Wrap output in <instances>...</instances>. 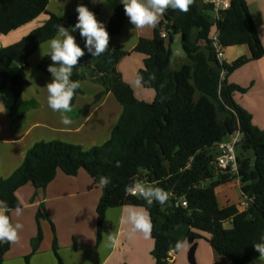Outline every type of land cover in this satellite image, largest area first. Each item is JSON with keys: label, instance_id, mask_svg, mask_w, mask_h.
I'll return each mask as SVG.
<instances>
[{"label": "trees", "instance_id": "trees-1", "mask_svg": "<svg viewBox=\"0 0 264 264\" xmlns=\"http://www.w3.org/2000/svg\"><path fill=\"white\" fill-rule=\"evenodd\" d=\"M49 2L0 0V33L9 34L47 13ZM212 13V6L203 0H194L187 13L169 9L155 27L153 38L139 40L133 52L143 55L145 60L137 78L142 77L140 84L155 92L154 104L138 101L134 91L122 81L118 65L130 53L108 48L87 73L85 58L93 56L86 50L71 79L81 81L88 76L104 87L98 100L111 92L120 103L123 112L111 138L89 150L61 141L36 144L26 154L22 166L9 178L0 180V202L12 211L18 206L22 208L17 197L20 188L31 184L36 190H45L59 171L75 177L84 170L92 179V187L99 185L100 176L111 180L103 187L97 207L99 240L107 211L133 205L150 214L155 264H170V253L179 252L176 243L185 240L191 245L189 255L193 260L196 243L204 238L232 264L258 259L253 244L261 242L264 236V130L254 126L252 116L235 101V93L244 94L247 89L229 83L228 78L244 65L262 59L264 46L246 0H232L231 8L221 13L220 20H214ZM77 15L63 20L50 14L42 27L18 43L0 49V90L10 87L13 93L10 117L14 123L21 119L23 91L28 84L24 68L38 48L56 36V26L68 28L77 23ZM127 18L123 5L118 6L105 23L110 38L122 32ZM216 30L225 50L248 46L252 56L220 64L211 42ZM163 31L167 33L165 39L161 37ZM176 37L181 39L189 61L179 70L172 69L171 45ZM14 63L21 66L18 73L13 71ZM50 64V57L46 56L38 69L51 75L47 70ZM79 93L77 89L75 97ZM237 130L242 133L238 146L242 151L253 152V156L239 153V172L234 176L218 166L216 170L217 144ZM134 178L164 189L169 194L168 201L149 205L141 198L126 195L125 186ZM234 180H240L242 196L249 201L247 209L241 210V204L222 207L219 203L217 188ZM183 198L188 203L186 208L178 205ZM37 219H49L45 208L39 209ZM160 222L162 228L158 231ZM228 222H232L231 228L226 227ZM180 224L189 227L186 238L169 236L168 232ZM42 241L40 228L31 242L33 251L27 261ZM11 246L0 243V264H4Z\"/></svg>", "mask_w": 264, "mask_h": 264}, {"label": "crops", "instance_id": "crops-1", "mask_svg": "<svg viewBox=\"0 0 264 264\" xmlns=\"http://www.w3.org/2000/svg\"><path fill=\"white\" fill-rule=\"evenodd\" d=\"M89 1L91 0H50L47 13L9 34L0 33V49L18 43L32 31L42 27L50 14L66 20L78 14V5H85ZM246 2L264 46V0ZM120 5H123L120 0H99L93 13L97 20L105 25ZM162 20L163 16L160 22ZM154 29L155 27L134 29V25L127 18L122 32L111 37L109 42V48L130 53L119 63L118 72L123 83L134 91L137 100L148 104H154L156 94L149 93L148 89L137 83V74L144 68L145 57L134 53L133 50L140 39H152ZM72 35L76 38V35H80L79 30L73 31ZM76 42L84 52L87 50L85 39L81 36ZM48 51L46 42L38 48L24 68L28 84L23 91L24 104L20 111L21 119L17 123L10 117L14 100L10 87L0 90V180L9 178L18 170L28 151L40 142L61 141L80 146L84 150L103 145L111 138L112 131L122 115L123 108L111 92L97 100L96 97L104 91V87L80 83V93L73 99V111L69 114L72 123L62 124L61 114L53 112L47 103L46 85L51 82L52 77L38 69ZM251 56L248 46H237L227 49L225 61L231 64L241 57ZM97 62V57L85 58L87 65L94 66ZM182 62L181 67L187 63L184 60ZM12 68L15 73L21 70V66L15 63ZM228 81L247 89L244 94L235 93V101L252 116L253 125L264 130V57L237 69L229 76ZM235 189L239 191L238 199L231 197ZM216 193L222 207L241 204V210H244L243 205L249 203L242 196L240 180L221 185ZM102 196L103 188L99 185L92 187V179L84 170H80L75 177L59 171L55 180L45 190H36L31 184L20 188L17 197L22 205V213L17 216L13 210L10 215L13 224L20 223L23 228L19 231V241L12 244L6 254L4 264H60V260L62 264H155L152 256L154 241L151 235L144 238L138 233L132 239L128 238L127 226L120 223L124 207L107 211L101 239H98L97 207ZM41 207L46 209L49 219L38 222L37 214ZM160 224L162 228V223ZM158 225L157 230L161 231ZM181 225L185 224L178 225L168 232V235L185 239L189 227L186 225L179 228ZM227 225L231 228L232 222ZM40 228L43 241L37 252L27 261L26 258L33 251L31 242ZM109 235L117 238L115 245L109 244ZM54 242L57 246L56 252ZM185 242L183 250L170 253V264H232L218 255L205 238L197 241L191 260V245L188 240ZM247 264L261 262L256 259Z\"/></svg>", "mask_w": 264, "mask_h": 264}, {"label": "clouds", "instance_id": "clouds-1", "mask_svg": "<svg viewBox=\"0 0 264 264\" xmlns=\"http://www.w3.org/2000/svg\"><path fill=\"white\" fill-rule=\"evenodd\" d=\"M123 4L125 15L129 22L134 25V29L143 30L145 28L156 27L161 17L169 10H178L187 13L194 0H120ZM77 23L71 31L79 30L81 38L85 39V47L93 57L103 55L109 48L110 35L105 25L98 21L95 14L85 5L80 4L76 8ZM57 34L48 41L51 64L47 70L51 74V82L47 83V103L53 112L61 114V123L70 125L72 123L70 113L73 111L72 101L76 90L81 87L80 81H73V69L79 64L80 59L85 55L76 42V38L69 29L63 25L56 26ZM142 81V77L137 78V83ZM119 167V162H117ZM111 183L109 177L100 176L99 186L107 187ZM125 194L135 196L145 200L149 205L153 202L161 205L169 199V194L162 188L148 183L139 178H134L133 182L125 186ZM7 204L0 202V243L14 244L19 241V231L23 225L13 224ZM22 208L17 207L15 214L21 215ZM120 223L127 226V236L132 239L136 234H142L144 238H149L153 229L152 220L147 210L133 205H125L120 218ZM261 242L254 243V250L259 254L258 260L264 264V236ZM117 238L109 235V244L115 245ZM186 242L178 241L176 250H183Z\"/></svg>", "mask_w": 264, "mask_h": 264}, {"label": "built area", "instance_id": "built-area-1", "mask_svg": "<svg viewBox=\"0 0 264 264\" xmlns=\"http://www.w3.org/2000/svg\"><path fill=\"white\" fill-rule=\"evenodd\" d=\"M204 3L210 4L213 9V19L220 20L221 13L229 10L232 5V0H203ZM162 38H167V33L165 31L161 34ZM212 47L216 52L217 59L220 64H223L225 61V49L220 41L219 32L216 30L211 36ZM225 73H222V78H224ZM242 139V133L240 130H237L234 134L228 136L224 141L217 144L218 147V157H217V166L225 170L231 175H238L239 165L237 160V147ZM246 201H248L246 199ZM249 202V201H248ZM178 205L186 208L188 203L185 198H183ZM249 203L243 205L244 209H247Z\"/></svg>", "mask_w": 264, "mask_h": 264}, {"label": "rangeland", "instance_id": "rangeland-1", "mask_svg": "<svg viewBox=\"0 0 264 264\" xmlns=\"http://www.w3.org/2000/svg\"><path fill=\"white\" fill-rule=\"evenodd\" d=\"M78 16V15H77ZM77 16L75 17V19L77 20ZM69 19V17L66 19V20H68ZM76 23H71V24H69L68 25V28L67 29H69V31L71 32V34H73V31H71L72 30V28L74 27V25H75ZM79 37H80V35H76V39H79ZM171 47H172V52H173V58H172V69H174V70H176V69H178V68H180L181 67V65H182V60H184V61H187V62H189L188 61V59H187V57H186V54L184 53V50H183V47H182V41H181V39L179 38V37H176V39H175V41H174V43L171 45ZM227 51V49L225 50V52ZM15 64H17V63H15ZM85 65H86V63H85ZM85 67V66H84ZM90 67H93V66H90V65H86V67L84 68V71L85 72H89L90 71ZM86 73V74H87ZM80 83H91V84H93V85H95V84H98V85H101V84H99V83H97V82H95V81H93L91 78H89L88 76H87V78L86 79H84V80H81L80 81ZM102 86V85H101ZM149 91V93H151V94H154V91L153 90H151V89H148ZM77 96V95H76ZM99 96V95H98ZM98 96L96 97V99L98 100ZM243 153L244 155H246V156H253V152H251V151H242L241 150V147H240V145L237 147V156L239 155V153ZM216 170H218V168H217V165H216ZM144 181H146V180H144ZM239 195V191L238 190H234L233 191V193H232V195H231V197H232V199H234L235 197V199H238L237 198V196ZM230 225H227L226 227H229ZM181 227H186V225H181L179 228H181ZM158 229L159 230H161V224L159 223V225H158ZM178 232H180V230L178 231ZM180 234V233H179ZM188 244V243H187ZM186 245V244H185ZM190 249H191V246H190Z\"/></svg>", "mask_w": 264, "mask_h": 264}, {"label": "water", "instance_id": "water-1", "mask_svg": "<svg viewBox=\"0 0 264 264\" xmlns=\"http://www.w3.org/2000/svg\"><path fill=\"white\" fill-rule=\"evenodd\" d=\"M99 0H91L85 4V6L92 12H95L98 6Z\"/></svg>", "mask_w": 264, "mask_h": 264}]
</instances>
